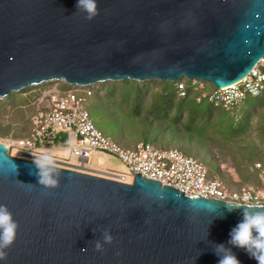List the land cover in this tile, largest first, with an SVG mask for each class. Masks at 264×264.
Wrapping results in <instances>:
<instances>
[{"label": "water", "instance_id": "1", "mask_svg": "<svg viewBox=\"0 0 264 264\" xmlns=\"http://www.w3.org/2000/svg\"><path fill=\"white\" fill-rule=\"evenodd\" d=\"M77 2L0 0V102L57 82L82 89L185 78L223 88L264 57V0H96L91 21ZM57 170L59 187L46 190L29 174L32 160L0 143V204L19 226L0 264H218L214 244L257 264L228 244L242 220L241 210L227 209L235 203L190 198L134 172L121 183Z\"/></svg>", "mask_w": 264, "mask_h": 264}, {"label": "built area", "instance_id": "2", "mask_svg": "<svg viewBox=\"0 0 264 264\" xmlns=\"http://www.w3.org/2000/svg\"><path fill=\"white\" fill-rule=\"evenodd\" d=\"M59 83L45 88L47 90L37 98V109L31 118L28 135L14 143L19 148L15 157L33 161L37 151L53 146L56 136L65 133L66 147L80 162L75 169L77 171L96 172L85 169V163L91 156L108 154L127 167L130 179L135 173L172 187L190 198H212L246 206L264 205L263 162L254 163V169L258 171L257 185L242 184L229 189L220 181L209 179L203 163L177 149L156 148L144 142H138L130 149L117 144L95 126L90 116L89 97L93 91L89 87L81 89L63 83L59 86ZM173 85L180 96H184L185 88L189 86L198 92L196 102L207 101L215 108L231 110L248 97L264 98V57L247 76L223 88L185 78ZM101 174L121 183H129L130 180L125 175Z\"/></svg>", "mask_w": 264, "mask_h": 264}, {"label": "trees", "instance_id": "3", "mask_svg": "<svg viewBox=\"0 0 264 264\" xmlns=\"http://www.w3.org/2000/svg\"><path fill=\"white\" fill-rule=\"evenodd\" d=\"M108 86L113 87V91L110 93L107 92ZM209 86L212 87L211 85ZM45 88H48V86L44 85L36 90L29 88L21 91L19 93L21 98L18 102H21L22 99L27 100L31 96L36 100ZM63 88L66 89L67 87L63 86ZM89 88L93 91V94L89 97V112L92 120V111L94 109L101 108V105L109 108L113 107V105L107 104L106 106L104 104L105 98H115L116 101L120 102L121 106L123 105L128 109L130 116L137 119L140 118L142 122L140 128L146 132L145 140L142 142L149 143L156 148H174L187 156L195 158L177 147H182L179 146L182 143L191 145L192 142H196L195 145L199 150L201 147H205L202 144H205L206 140L209 141L212 136H218L222 140L230 141L245 135L252 128L259 131L260 137L264 139V113H262L264 98L261 97H248L233 109L224 110L215 108L207 101L196 102L195 97L198 92L189 86L185 88L184 96H180L179 90L173 84L157 80L147 82L131 80L102 82ZM148 96L150 97V104L147 107L146 99ZM143 109L145 115L142 116L141 111ZM125 116L129 115L126 114ZM66 139L65 133L58 134L54 145L58 142H62L65 145ZM116 143L119 144L118 142ZM259 154L258 152H251L247 156V160L256 159L252 162V170L255 174L253 179H256L255 185L258 183V171L254 169V163H264V160L257 159ZM195 159L198 160L197 158ZM200 162L203 163L202 161ZM207 166L211 170L210 173L207 170V177L217 180L212 178L215 168H212L210 162L207 163ZM251 176V172L247 171V169L242 170L240 173L241 180L245 182H248L252 178ZM227 188L233 189L231 187Z\"/></svg>", "mask_w": 264, "mask_h": 264}, {"label": "rangeland", "instance_id": "4", "mask_svg": "<svg viewBox=\"0 0 264 264\" xmlns=\"http://www.w3.org/2000/svg\"><path fill=\"white\" fill-rule=\"evenodd\" d=\"M51 85L52 84H48L46 86L49 87ZM58 85L61 86V83ZM108 87V93L113 91L112 86ZM37 88L40 87H35L34 90ZM44 90H42V92ZM20 98L21 96L19 93H11L5 100L0 102V143L8 147V153L13 157L19 150V148L14 145L15 141L24 138L30 131L31 118L36 112V103L38 101V99L35 100V98L31 96L27 98V100L22 99L21 102H18ZM111 98H105L104 104H106V106L110 104L113 105V107L109 108L101 105V108L92 111L96 126L105 135H108L125 148H131L137 142L144 141L146 132L140 128L142 125L140 118L137 119L130 116L126 107L123 105L121 106L120 102L116 101L115 98ZM112 101L114 102L112 103ZM13 102L14 104H12ZM146 103L148 107L150 104L149 96L146 99ZM141 112L142 116L145 115L144 109ZM262 113H264V109ZM126 114L129 116H125ZM195 143L196 142H192L191 145L182 143L179 145L182 147L177 148L202 161L209 173L211 170L209 166H207V163L210 162L212 168H215V173L212 174V178L219 180L225 186L231 188H236L238 185L242 184L249 186L255 185L256 179H253L255 174L252 170V162L256 159L247 160V156H249L251 152H258L260 154L257 159L264 160V139L260 137V132L255 130V128L248 130L245 135H241L230 141L222 140L218 136H212L209 141L206 140L205 144H202V146L205 147H201L199 150ZM42 152L45 151H37L36 156H39ZM47 152L53 155L55 161L63 165L70 167L80 166L78 159L71 155L68 150L60 148V150L55 152ZM84 168L116 176L125 175L128 180L130 179L127 167L120 160L108 154L91 156L88 163H85ZM245 169L252 174V178L248 182L242 181L240 178L241 171Z\"/></svg>", "mask_w": 264, "mask_h": 264}, {"label": "clouds", "instance_id": "5", "mask_svg": "<svg viewBox=\"0 0 264 264\" xmlns=\"http://www.w3.org/2000/svg\"><path fill=\"white\" fill-rule=\"evenodd\" d=\"M76 13L83 14L87 21L93 20L99 15L96 0H78ZM32 163L36 171L29 174L36 176L37 184L40 187L46 190L59 187L61 173L57 170L56 161L51 153L42 152L39 156L33 157ZM14 170L17 174L16 165H14ZM226 206L229 212L241 210L242 215V220L229 233L228 244L244 250L257 264H264V205L227 204ZM18 227V223L7 205L0 204V261L7 260V250L16 240ZM102 235L104 244L113 242V237L107 230ZM94 250L103 252V244L96 241ZM213 250L219 257L218 264H240L231 249L226 248L223 244H214Z\"/></svg>", "mask_w": 264, "mask_h": 264}, {"label": "crops", "instance_id": "6", "mask_svg": "<svg viewBox=\"0 0 264 264\" xmlns=\"http://www.w3.org/2000/svg\"><path fill=\"white\" fill-rule=\"evenodd\" d=\"M60 148L69 151V149L66 147V145H64V143H62V142H58L57 144H55V145H53V146H48V147L43 148V149H41V150H42V151L44 150V151H53V152H55V151L60 150ZM41 150H40V151H41ZM87 163H88V162H87ZM56 165H58V166H63V167H66V168L76 169V167H68V166H66V165H63V164L57 162V161H56ZM92 171H93V170H92ZM91 173H92V174H97V175L103 176V174H101V173H105V172H98V171H96V172H91Z\"/></svg>", "mask_w": 264, "mask_h": 264}]
</instances>
